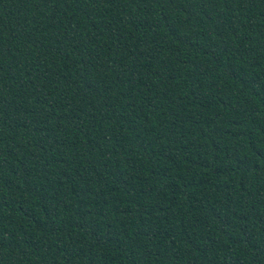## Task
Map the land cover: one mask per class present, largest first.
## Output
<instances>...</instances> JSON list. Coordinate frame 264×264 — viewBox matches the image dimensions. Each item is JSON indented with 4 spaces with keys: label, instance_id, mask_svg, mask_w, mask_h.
Here are the masks:
<instances>
[{
    "label": "trees",
    "instance_id": "obj_1",
    "mask_svg": "<svg viewBox=\"0 0 264 264\" xmlns=\"http://www.w3.org/2000/svg\"><path fill=\"white\" fill-rule=\"evenodd\" d=\"M0 264H264V0H0Z\"/></svg>",
    "mask_w": 264,
    "mask_h": 264
}]
</instances>
